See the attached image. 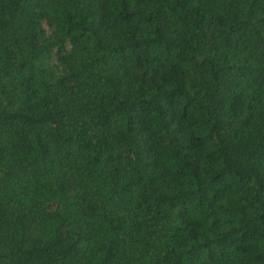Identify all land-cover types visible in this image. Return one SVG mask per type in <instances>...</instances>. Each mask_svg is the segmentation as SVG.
Returning <instances> with one entry per match:
<instances>
[{"label": "trees", "instance_id": "trees-1", "mask_svg": "<svg viewBox=\"0 0 264 264\" xmlns=\"http://www.w3.org/2000/svg\"><path fill=\"white\" fill-rule=\"evenodd\" d=\"M0 264H264V0H0Z\"/></svg>", "mask_w": 264, "mask_h": 264}]
</instances>
